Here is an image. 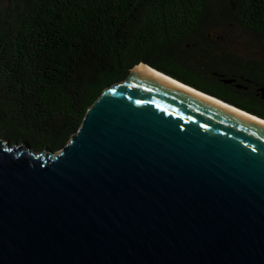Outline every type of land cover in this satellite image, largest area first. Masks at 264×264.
<instances>
[{"label":"water","instance_id":"95a60500","mask_svg":"<svg viewBox=\"0 0 264 264\" xmlns=\"http://www.w3.org/2000/svg\"><path fill=\"white\" fill-rule=\"evenodd\" d=\"M218 101L140 63L61 149L1 137L0 264H264V123Z\"/></svg>","mask_w":264,"mask_h":264},{"label":"trees","instance_id":"16d2710c","mask_svg":"<svg viewBox=\"0 0 264 264\" xmlns=\"http://www.w3.org/2000/svg\"><path fill=\"white\" fill-rule=\"evenodd\" d=\"M140 63L264 118V0H0V138L61 149Z\"/></svg>","mask_w":264,"mask_h":264},{"label":"bare ground","instance_id":"6f19581e","mask_svg":"<svg viewBox=\"0 0 264 264\" xmlns=\"http://www.w3.org/2000/svg\"><path fill=\"white\" fill-rule=\"evenodd\" d=\"M138 67H142V68H144V69H146V70H149V71H151V72H153V73H155V74H157V75H159V76L165 78L166 80H168V81H170V82H173V83H175V84H177V85H179V86H181V87H183V88H185V89H187V90H189V91L196 92V93H198V94H200V95H202V96L204 95V94L201 93L200 91H197V90H195L194 88H192V87H190V86H187V85H185V84H183V83H181V82L175 80L174 78H171V77L165 75L164 73H161V72H159V71H157V70H155V69H153V68H151V67H149V66H147V65L141 64V65H139ZM205 96L208 97V98H210V99H212V100H216V99H214V98H212V97H210V96H208V95H205ZM216 102H217V100H216ZM218 103L221 104V105H224V106H226V107H229V108H234L237 112H239V113H241V114H244V115H246V116H248V117H251V118H253V119H255V120H258V121L261 122V123H264V120H262L261 118L255 117L254 115L248 113V112L245 111V110L238 109V108H236V107H232V106L228 105L227 103H225V102H223V101H218Z\"/></svg>","mask_w":264,"mask_h":264}]
</instances>
